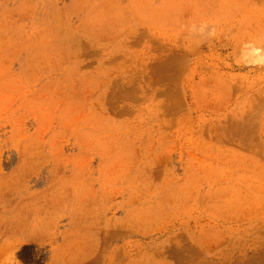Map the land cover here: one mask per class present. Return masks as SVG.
Returning <instances> with one entry per match:
<instances>
[{"label":"rangeland","instance_id":"1","mask_svg":"<svg viewBox=\"0 0 264 264\" xmlns=\"http://www.w3.org/2000/svg\"><path fill=\"white\" fill-rule=\"evenodd\" d=\"M0 264H264V0H0Z\"/></svg>","mask_w":264,"mask_h":264},{"label":"bare ground","instance_id":"2","mask_svg":"<svg viewBox=\"0 0 264 264\" xmlns=\"http://www.w3.org/2000/svg\"><path fill=\"white\" fill-rule=\"evenodd\" d=\"M19 226V225H18ZM20 229V228H19ZM29 235V234H28Z\"/></svg>","mask_w":264,"mask_h":264}]
</instances>
